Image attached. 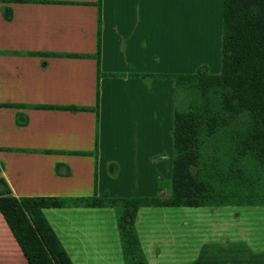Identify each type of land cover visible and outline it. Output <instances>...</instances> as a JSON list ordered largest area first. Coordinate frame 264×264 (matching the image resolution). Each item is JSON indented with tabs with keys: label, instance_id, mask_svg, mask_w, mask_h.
I'll list each match as a JSON object with an SVG mask.
<instances>
[{
	"label": "crops",
	"instance_id": "obj_1",
	"mask_svg": "<svg viewBox=\"0 0 264 264\" xmlns=\"http://www.w3.org/2000/svg\"><path fill=\"white\" fill-rule=\"evenodd\" d=\"M222 5L0 0V195H168L165 76L220 73ZM42 213L72 264H124L113 209ZM263 216L264 205L142 207L135 229L147 264H264ZM0 264H28L1 214Z\"/></svg>",
	"mask_w": 264,
	"mask_h": 264
},
{
	"label": "trees",
	"instance_id": "obj_2",
	"mask_svg": "<svg viewBox=\"0 0 264 264\" xmlns=\"http://www.w3.org/2000/svg\"><path fill=\"white\" fill-rule=\"evenodd\" d=\"M165 77L174 82L175 101L179 91H191L196 97L186 111H179L175 104L168 196L62 199L0 195V214L28 264H72L43 209H113L123 263L147 264L135 229L140 208L264 205V0H223L218 75L200 67L191 75ZM214 98L216 104L211 102ZM243 115L248 127L236 128L234 124ZM226 125L234 149L219 154L212 147L204 155V140L215 138ZM158 183L161 191L160 177Z\"/></svg>",
	"mask_w": 264,
	"mask_h": 264
},
{
	"label": "rangeland",
	"instance_id": "obj_3",
	"mask_svg": "<svg viewBox=\"0 0 264 264\" xmlns=\"http://www.w3.org/2000/svg\"><path fill=\"white\" fill-rule=\"evenodd\" d=\"M177 95L178 96L176 98L175 104H176V108H178L179 111H186L190 106V105L188 106V104L193 102L194 100H196V97L194 96V94L191 91H188V92L187 91L186 92L179 91ZM206 95H211V94H206ZM213 101H216V99L214 98L211 100V102H213ZM213 103L216 104L215 102H213ZM234 125L236 126V128L246 129L248 127L247 117L244 115L242 117L240 116V118L238 119V121ZM215 136L216 137L210 141L204 140L203 146H202V151H203L204 155L207 153H210V149L212 147L217 148L219 150V152H218L219 154H221L224 151H228V153H230V150L234 149V148H232L231 135H230L229 131L227 130V125H226V127L222 128ZM158 186H159V183H158ZM165 186H168L167 189L169 190V185L167 182L164 183V188H165ZM166 195L162 194L161 197L166 198L168 196V195L167 196ZM150 198H152V197H150ZM263 220H264V216H263ZM254 222H255V227H256L257 221H254ZM263 231H264V226H263ZM255 232H257L256 229H255ZM255 234H257V233H255Z\"/></svg>",
	"mask_w": 264,
	"mask_h": 264
}]
</instances>
